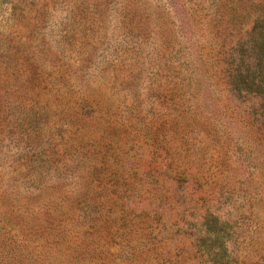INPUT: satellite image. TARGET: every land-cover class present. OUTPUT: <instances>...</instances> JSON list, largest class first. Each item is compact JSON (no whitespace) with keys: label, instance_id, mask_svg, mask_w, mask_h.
<instances>
[{"label":"rangeland","instance_id":"1","mask_svg":"<svg viewBox=\"0 0 264 264\" xmlns=\"http://www.w3.org/2000/svg\"><path fill=\"white\" fill-rule=\"evenodd\" d=\"M0 264H264V0H0Z\"/></svg>","mask_w":264,"mask_h":264}]
</instances>
